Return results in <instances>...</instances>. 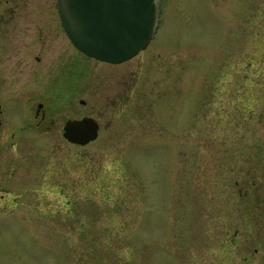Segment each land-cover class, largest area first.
<instances>
[{
    "label": "rangeland",
    "instance_id": "374dc122",
    "mask_svg": "<svg viewBox=\"0 0 264 264\" xmlns=\"http://www.w3.org/2000/svg\"><path fill=\"white\" fill-rule=\"evenodd\" d=\"M57 53L97 84L75 108L93 114L99 135L83 146L60 131L24 137L22 158L35 173L38 153L59 177L68 170L81 208L54 213L55 232L43 213L60 206L58 188L43 185L36 206L23 197L28 215L0 216V264H264V0H159L147 47L116 65L114 122L99 117L98 70L112 66L62 30ZM12 65L0 59V72Z\"/></svg>",
    "mask_w": 264,
    "mask_h": 264
},
{
    "label": "flooded vegetation",
    "instance_id": "af4514ba",
    "mask_svg": "<svg viewBox=\"0 0 264 264\" xmlns=\"http://www.w3.org/2000/svg\"><path fill=\"white\" fill-rule=\"evenodd\" d=\"M59 30L65 33L57 0H0V59H13V65L0 72V216L13 215L22 219L30 212L25 210L27 207L23 206L22 198L33 194L29 205L36 206L37 196L41 192L45 193L43 185L55 186L61 193L60 201H57L60 206L43 213H49L57 220L53 227H49L55 232L59 231L58 220L62 217L57 218L54 213H64L73 218L76 210L81 208L79 200L71 195L73 179H68V170L65 177H59L54 172L56 160L50 164L43 153L36 155L37 173L25 169L22 158V154H25L24 137H51L60 131L62 138L67 141L63 128L68 120L93 118L92 113L79 112L75 108L77 94L93 97L95 89L92 86L97 85L90 81L87 67L78 69L70 54L57 53ZM32 49L37 50L36 53ZM88 58L112 66L108 70H98V84L102 87L100 94L104 104L99 117L100 121L114 122L121 115L122 92L117 87L112 89L110 85L113 82L118 86L124 72L116 66L120 63ZM4 89L8 91L5 97ZM86 103L85 99L77 100L81 107H86ZM94 120L98 124L99 135L100 124ZM32 159L35 160L34 157ZM47 170L49 178L45 173ZM7 173L8 176L4 178ZM24 175L37 179L26 180ZM44 198L40 200L45 202ZM34 214L40 217V212L35 211ZM68 228L72 230V221Z\"/></svg>",
    "mask_w": 264,
    "mask_h": 264
},
{
    "label": "water",
    "instance_id": "95a60500",
    "mask_svg": "<svg viewBox=\"0 0 264 264\" xmlns=\"http://www.w3.org/2000/svg\"><path fill=\"white\" fill-rule=\"evenodd\" d=\"M57 9L73 46L88 57L121 63L145 49L155 31L159 0H57ZM67 141L86 145L96 139L90 117L68 120Z\"/></svg>",
    "mask_w": 264,
    "mask_h": 264
}]
</instances>
